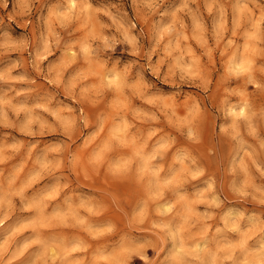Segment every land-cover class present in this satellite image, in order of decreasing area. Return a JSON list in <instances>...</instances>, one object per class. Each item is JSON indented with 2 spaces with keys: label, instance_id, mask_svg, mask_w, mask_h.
I'll list each match as a JSON object with an SVG mask.
<instances>
[{
  "label": "clouds",
  "instance_id": "1",
  "mask_svg": "<svg viewBox=\"0 0 264 264\" xmlns=\"http://www.w3.org/2000/svg\"><path fill=\"white\" fill-rule=\"evenodd\" d=\"M0 264H264V0H0Z\"/></svg>",
  "mask_w": 264,
  "mask_h": 264
}]
</instances>
